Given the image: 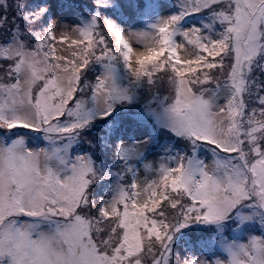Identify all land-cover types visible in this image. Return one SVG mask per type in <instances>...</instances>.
I'll return each instance as SVG.
<instances>
[{"label": "snow or ice", "instance_id": "1", "mask_svg": "<svg viewBox=\"0 0 264 264\" xmlns=\"http://www.w3.org/2000/svg\"><path fill=\"white\" fill-rule=\"evenodd\" d=\"M0 264H264V0H0Z\"/></svg>", "mask_w": 264, "mask_h": 264}]
</instances>
